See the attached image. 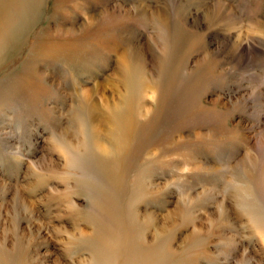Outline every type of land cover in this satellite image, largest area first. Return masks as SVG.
Listing matches in <instances>:
<instances>
[{"label": "rangeland", "instance_id": "374dc122", "mask_svg": "<svg viewBox=\"0 0 264 264\" xmlns=\"http://www.w3.org/2000/svg\"><path fill=\"white\" fill-rule=\"evenodd\" d=\"M131 68L143 90L121 123L137 125L117 181L128 239L137 189L164 264H264V0H0V257L86 255L66 228L90 227L87 190L53 132L87 92L118 133L104 102Z\"/></svg>", "mask_w": 264, "mask_h": 264}, {"label": "bare ground", "instance_id": "6f19581e", "mask_svg": "<svg viewBox=\"0 0 264 264\" xmlns=\"http://www.w3.org/2000/svg\"><path fill=\"white\" fill-rule=\"evenodd\" d=\"M5 7L6 9L2 10L7 12L8 8ZM132 69L119 76L120 80L124 81V85L126 84L127 92H119L121 94L118 98L104 102L106 112L112 114L120 123L118 133H109L108 126L100 115L101 102L87 92L80 93L81 101L77 103L68 121V128L62 129L57 126L53 132L54 138L62 146L70 173H73L83 189L87 190V199L90 203L84 215L89 220V228L80 225L74 226L73 229L65 227L68 249L72 252L82 250L86 254L77 261L78 264H164L159 253L162 251L160 244L165 241L160 234V230L164 228L156 227L158 229L156 247L154 244H149L147 238L149 228L138 221L136 216L138 211L134 209L142 196L137 189H134L130 199V202H133V209H131L132 218L129 220L133 226H137L134 228L136 238L128 239L131 225L124 223L120 209L122 199L117 181L123 178L122 173L127 167L125 165L127 156L134 153L131 146L137 129L131 117L127 118L129 120L125 125L121 123L126 116L125 109L131 111L135 104L138 105V94L143 90V86L138 81L140 80L138 74L133 76ZM89 97H92L91 101ZM135 177L134 180L137 181V178L141 179L144 174ZM246 204V206H254ZM26 205L23 201L19 208L22 210L23 207L28 206ZM31 207L30 204L28 209ZM28 211L34 214L33 211ZM254 216L261 220L259 225L264 228V213L258 211ZM0 264H6L2 257Z\"/></svg>", "mask_w": 264, "mask_h": 264}]
</instances>
